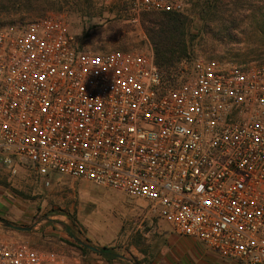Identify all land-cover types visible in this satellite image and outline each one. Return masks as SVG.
<instances>
[{
  "label": "built area",
  "instance_id": "built-area-1",
  "mask_svg": "<svg viewBox=\"0 0 264 264\" xmlns=\"http://www.w3.org/2000/svg\"><path fill=\"white\" fill-rule=\"evenodd\" d=\"M186 13L188 0H101ZM0 167L114 189L184 238L264 264V64H195L170 86L152 52L81 48L65 16L0 29ZM0 236V264H79Z\"/></svg>",
  "mask_w": 264,
  "mask_h": 264
},
{
  "label": "rangeland",
  "instance_id": "rangeland-1",
  "mask_svg": "<svg viewBox=\"0 0 264 264\" xmlns=\"http://www.w3.org/2000/svg\"><path fill=\"white\" fill-rule=\"evenodd\" d=\"M49 1H57V4L48 14L65 16L71 32L84 50L94 53L114 50L153 53L152 45L143 31L142 20L140 24H132L125 8L120 4H105L101 0ZM253 3L255 6L260 5L256 0ZM188 4L186 14L192 18L191 34L196 39L192 45V58L183 65L181 79L190 76L195 64L200 61H216L223 67L264 64V46L257 40L250 19L254 15L250 11L244 12L249 15L248 21L225 32L233 35V41L223 43L217 38H222L225 34L219 35L214 23H210L207 30V18L203 19L200 10H197L198 0H188ZM198 12L199 16L195 15ZM44 17L0 25V29L19 28ZM250 49L257 50L253 58L247 57ZM43 181L45 180L27 169L21 170L16 177H11L0 167V191L3 193L0 236L12 242L26 243L37 250L55 251L71 258L74 253H78L80 264H83L81 251L68 243L97 247L91 239L100 234L94 231L100 227L103 235L108 237L106 247L126 256L125 247L135 236L138 226L148 230V224L151 228L159 223L147 203L131 199L114 189L58 174L49 178V187H45ZM67 216H73L77 223L73 224ZM7 224L30 230L17 231L6 227ZM99 257L96 260H106Z\"/></svg>",
  "mask_w": 264,
  "mask_h": 264
},
{
  "label": "trees",
  "instance_id": "trees-1",
  "mask_svg": "<svg viewBox=\"0 0 264 264\" xmlns=\"http://www.w3.org/2000/svg\"><path fill=\"white\" fill-rule=\"evenodd\" d=\"M63 1L67 2V0ZM199 1L197 10H200V16L203 19L207 18V30L210 23H214L219 35L229 32L230 29H236L238 25L248 21L249 15H245L244 12L250 11V14L254 15L250 19L256 31L257 40L261 41V45L264 46V0H256L257 3L260 2L258 6L254 5L253 1L255 0ZM56 4L57 1L51 2L49 0H0V25L44 17L55 8ZM77 6L81 8L80 4ZM199 12L195 15L199 16ZM141 20L143 31L153 48L155 64L164 74L165 82L170 86L180 85L189 77L180 78L183 77V65L192 58V45L196 39V36L191 34L193 27L191 16L186 13H144ZM232 39L231 33L225 34L222 38H217L223 43L232 42ZM256 52L257 50L250 49L247 57H255ZM67 217L73 224L77 223L73 216ZM68 244L76 247L84 256L92 253L84 244ZM113 250L104 247L99 255L104 259L106 258L108 264H115L116 261L124 264L119 259L120 255L114 253Z\"/></svg>",
  "mask_w": 264,
  "mask_h": 264
},
{
  "label": "crops",
  "instance_id": "crops-1",
  "mask_svg": "<svg viewBox=\"0 0 264 264\" xmlns=\"http://www.w3.org/2000/svg\"><path fill=\"white\" fill-rule=\"evenodd\" d=\"M2 195L3 193L0 191V207L3 204ZM10 215L12 218L14 217L13 214ZM149 227L150 224H148V230H145L141 225L138 226L135 236L125 247L127 249L126 256L120 255L119 259L125 262L124 264H242L227 260L206 249L196 239L180 237L172 225L165 221L159 220L157 225ZM99 228L94 231L100 234L96 235L93 240L90 239L97 246L96 248L102 249L107 246L108 237L103 235ZM120 249L124 250V248H116V250ZM91 254L92 256L80 255L83 264H108L107 260H96L100 258L98 255L100 253ZM75 255L79 254L74 253V257ZM115 264L120 263L117 261Z\"/></svg>",
  "mask_w": 264,
  "mask_h": 264
},
{
  "label": "water",
  "instance_id": "water-1",
  "mask_svg": "<svg viewBox=\"0 0 264 264\" xmlns=\"http://www.w3.org/2000/svg\"><path fill=\"white\" fill-rule=\"evenodd\" d=\"M6 227H8L10 229L17 230V231H22V232L30 230V228L18 227V226L14 225V224H7ZM84 245H86L90 251H93V252H96V253H100L101 252V249H98V248H96L94 246L87 245V244H84Z\"/></svg>",
  "mask_w": 264,
  "mask_h": 264
}]
</instances>
